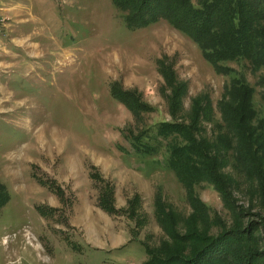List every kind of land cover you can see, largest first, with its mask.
Listing matches in <instances>:
<instances>
[{
    "label": "rangeland",
    "instance_id": "374dc122",
    "mask_svg": "<svg viewBox=\"0 0 264 264\" xmlns=\"http://www.w3.org/2000/svg\"><path fill=\"white\" fill-rule=\"evenodd\" d=\"M54 2L64 11L56 16L60 24L44 35L36 30L38 43H13V59V51H0V197H9L0 208V264H143L148 252L165 257L174 245L166 227L210 237L235 225L208 183L193 188L192 200L208 208L206 223L193 212L168 167L166 141L145 155L132 139L147 141L145 135H155L163 122L189 123L198 105L208 104L211 111L198 123L202 137L214 141L224 132L220 106L234 73L218 74L199 47L166 21L129 29L111 0ZM221 65L245 78L263 118L264 67ZM159 66L169 80L186 84L173 106L177 111L170 109L172 92ZM113 86L134 94L135 112L111 97ZM235 165L231 158L225 170L235 183L232 205L245 213L254 208L244 226L257 220L264 201L256 195L258 180ZM101 189L112 192L117 213L98 207ZM156 205L164 219H157ZM188 246L180 252L187 255Z\"/></svg>",
    "mask_w": 264,
    "mask_h": 264
},
{
    "label": "trees",
    "instance_id": "16d2710c",
    "mask_svg": "<svg viewBox=\"0 0 264 264\" xmlns=\"http://www.w3.org/2000/svg\"><path fill=\"white\" fill-rule=\"evenodd\" d=\"M111 3L124 13L129 29L166 21L199 47L204 59L218 74L234 73L227 98L220 106L224 132H220L214 141L202 137L198 123L200 115L203 114L202 119H205L211 111L208 104L198 105L200 107L189 123L163 122L158 125L155 135H145L147 141L141 136L132 139L136 151L145 155L156 154L162 141H166L168 167L184 186L187 199L193 200L195 186L208 183L232 214L235 225L210 237L197 236L194 228L187 229L186 235H180L172 227H166L174 245L165 249V257L148 252L149 259L143 264H264V205H259L254 213L257 220L240 226L242 219L252 216L254 208L245 213L242 207L232 205L235 183L225 172L233 158L237 162L236 169L248 179L258 180L256 195L264 201V117L258 119L259 111L252 103L254 90L245 78L221 65L226 61H245L251 67H264V0H111ZM159 72L172 92L170 109L177 111L179 109L173 106L176 107L177 99L186 94V84L169 80L166 67L159 66ZM259 86L263 89L264 82L263 88L261 83ZM110 94L129 111H136L139 103L134 100V94L115 86L111 87ZM90 177L100 178L97 174ZM3 191L1 188L0 193ZM101 191L98 207L109 214L117 213L110 199L112 192ZM2 196L0 208L9 201L8 196ZM192 203L193 212L206 223L208 208L196 204L197 201ZM128 214L134 213L128 211ZM155 214L157 219L165 218L162 206L156 205ZM218 220L215 218V222ZM183 245H189L187 255L180 252Z\"/></svg>",
    "mask_w": 264,
    "mask_h": 264
},
{
    "label": "crops",
    "instance_id": "0c3cea01",
    "mask_svg": "<svg viewBox=\"0 0 264 264\" xmlns=\"http://www.w3.org/2000/svg\"><path fill=\"white\" fill-rule=\"evenodd\" d=\"M57 9L54 0H0V17L5 18L7 22V28L0 35V51L9 50L11 53L13 50L9 48L15 46L13 43H38L34 40L37 35L36 30L43 32L44 35L62 22V18L56 20V16L62 17L64 11L58 9L57 13ZM5 19L0 18L2 21ZM21 24L24 25L23 29L26 31L23 35H19L16 31L17 28L20 29ZM12 54L13 59L16 54L15 52ZM8 57L11 56L8 55Z\"/></svg>",
    "mask_w": 264,
    "mask_h": 264
},
{
    "label": "built area",
    "instance_id": "2783aa9c",
    "mask_svg": "<svg viewBox=\"0 0 264 264\" xmlns=\"http://www.w3.org/2000/svg\"><path fill=\"white\" fill-rule=\"evenodd\" d=\"M3 24V21L2 20H0V35L2 34V32H3V29H2V25Z\"/></svg>",
    "mask_w": 264,
    "mask_h": 264
}]
</instances>
